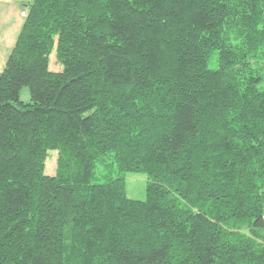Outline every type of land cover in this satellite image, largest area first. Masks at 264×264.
Listing matches in <instances>:
<instances>
[{"label":"trees","instance_id":"trees-1","mask_svg":"<svg viewBox=\"0 0 264 264\" xmlns=\"http://www.w3.org/2000/svg\"><path fill=\"white\" fill-rule=\"evenodd\" d=\"M23 4L0 76V264H264V0Z\"/></svg>","mask_w":264,"mask_h":264},{"label":"crops","instance_id":"crops-1","mask_svg":"<svg viewBox=\"0 0 264 264\" xmlns=\"http://www.w3.org/2000/svg\"><path fill=\"white\" fill-rule=\"evenodd\" d=\"M24 0H0V76L26 20Z\"/></svg>","mask_w":264,"mask_h":264},{"label":"rangeland","instance_id":"rangeland-1","mask_svg":"<svg viewBox=\"0 0 264 264\" xmlns=\"http://www.w3.org/2000/svg\"><path fill=\"white\" fill-rule=\"evenodd\" d=\"M50 68L54 72L62 71V66L58 63L56 59V53L51 56ZM23 102H30V91L25 88L22 92L21 97ZM58 160V151H50L49 157L46 164V173L48 175H55ZM102 174H99L100 181H104L101 178ZM126 179L127 184V195L133 200L144 201L146 199V188H147V176L142 173H126L123 175Z\"/></svg>","mask_w":264,"mask_h":264}]
</instances>
